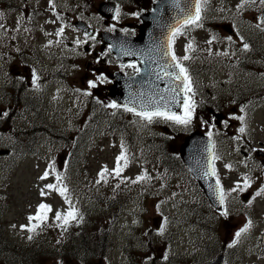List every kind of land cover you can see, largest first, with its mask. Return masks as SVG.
<instances>
[{
	"label": "rangeland",
	"instance_id": "1",
	"mask_svg": "<svg viewBox=\"0 0 264 264\" xmlns=\"http://www.w3.org/2000/svg\"><path fill=\"white\" fill-rule=\"evenodd\" d=\"M91 2L97 4L99 0ZM239 2L240 0H208L204 15L210 27L204 24L202 28H194L189 35L180 36L178 42L182 54H186L185 47L191 42L194 50L187 54L194 56V60L204 58L213 65L212 69L200 75L202 79H199V85L203 89L204 97L206 94L210 95L218 100L219 104L227 105V136L222 142L219 155L221 159L217 160L216 169L223 183L228 208L240 209L239 214H229L225 218L220 211L213 212L208 209V216L215 219L208 223L211 225L210 230L202 229L198 225L199 216L194 211L201 195L193 186L189 190L176 189L174 184L186 183V179L180 178L179 174L163 176L157 171L158 166L153 163L154 157L149 143L147 144V137L161 130L162 125L169 126L171 123L162 124L161 121L148 124L140 117L128 113L123 115L118 109L106 107L112 103L106 96L97 94L93 99H89L80 92L74 93V87H70L61 95L48 94L46 103L50 120L69 131L72 137L69 148L59 140L55 142L44 138L29 156H18L15 161L0 165V226L3 227V235L13 240V243H26L32 233L22 230L21 226L29 225L28 217L36 214L40 203H47L52 206L53 211L48 214L47 223L33 232H42V236L32 238V241L37 240L35 243H43L46 251L52 248L58 238L63 239L66 233L71 236L91 232L100 234L99 231L117 219L111 228L113 246L107 256L93 252L89 254L93 257L91 259L77 258L78 254H82L81 246L76 254L59 256L51 249L46 252L40 264H134L137 262V253H140L142 261L148 254H152L155 263L169 264V261L184 264L181 261L199 248L198 241L203 237L209 236L210 241L215 238L216 242L221 241L228 247L235 232L251 219V230L244 234L234 247L228 249V264H264V255L261 253L264 245V195L253 199L255 192L264 186V167L261 161L245 159L242 152L237 151L241 145H245L249 147L252 155H255L252 149L259 147L260 142L264 143V96L252 99V109L250 108L248 113L247 108H244L243 112L240 110L244 105L226 99L230 88L239 83L244 85L245 89L252 85L264 90V57H253L252 52L246 55L240 47L243 43L240 37L249 35L264 51V31L255 27L257 14L260 12L251 8L237 12L236 5ZM6 16L14 20L15 14L11 11ZM226 22L234 23L240 32L231 42L226 39L228 35L220 27ZM213 35L218 39L208 44L207 41ZM68 36L70 43L82 41L80 33L70 26ZM224 52L228 55H218ZM77 77L81 78L79 75ZM77 87L83 89L79 85ZM84 88L91 90L93 94L94 88H89L88 85ZM260 93L264 94V91ZM225 101L228 104L224 103ZM115 113L120 119L116 122L117 128L108 126L112 117L110 114ZM233 116H244L245 121L232 119ZM124 122L128 124L127 128L122 125ZM193 122L203 124L200 118H194ZM242 126H246L244 134L238 131ZM236 136L240 139H233ZM181 137L182 135L179 139ZM122 141L130 163L121 177L128 188L120 184L119 188L116 185H100L97 183L98 173L104 166H107L109 171L116 166V157L121 152ZM67 153L73 154V158L65 156ZM53 161L62 170L63 183L69 190L72 203L83 215V221L79 224L72 223L67 231L58 227L59 222L54 219L56 211L67 210L68 205L64 203V199L55 192L46 196L40 195L45 184L55 183L53 175L47 180L40 179L48 169L49 163ZM226 164L232 165L231 170L225 167ZM145 172L152 177L151 180L131 183ZM245 175L253 180L252 186L246 190L252 192L249 199L252 200L251 206L241 199L242 193L231 191L237 182L243 184ZM98 186L100 190L95 189ZM92 189L102 192V196L92 195ZM188 201L192 205H189ZM161 225L165 227L162 236L157 235ZM145 232L149 233L147 237ZM151 245L153 250L149 251ZM165 253L168 255L167 262L162 259ZM198 253L203 254L201 251ZM0 264H20V260L1 255L0 252Z\"/></svg>",
	"mask_w": 264,
	"mask_h": 264
},
{
	"label": "snow or ice",
	"instance_id": "2",
	"mask_svg": "<svg viewBox=\"0 0 264 264\" xmlns=\"http://www.w3.org/2000/svg\"><path fill=\"white\" fill-rule=\"evenodd\" d=\"M50 5L55 8V3L53 0H49ZM208 4V0H186L185 7H180V0H173L174 7L179 9L180 15L176 19L175 24L170 25L168 27V32L165 37L164 42L162 43V46L155 49V51H158L161 55V58L164 57H170V60L160 66V71L156 73L157 79H163L167 77L169 82V87L164 89L162 92H158L154 96L148 97L147 99L144 98V95L138 94L136 96H130L129 101L123 106L124 110L127 112H132L136 116L140 117L141 120L146 121L148 124H152L155 121H163V122H171L173 125L181 126L184 129H187L193 122L196 108H197V102L195 101L194 97L196 95V92L194 90L193 80L192 77L189 74L188 68L184 65L183 61L189 60L191 57L187 54L190 51H193V43H188L185 47V55L183 57H178L174 51L173 45L178 37L181 35H184L187 30H190L191 28H202L204 26V20H205V11L206 6ZM254 9L258 12H260V15L256 18L257 22L255 24L256 28H259L261 31H264V0H240V2L236 5L237 12H243L246 9ZM120 9L119 7L116 8V15L114 19L120 18ZM134 16H139L140 13L136 12L133 13ZM3 16V13L0 12V17ZM54 22V21H53ZM0 28H3V25L0 24ZM27 30V29H26ZM113 29H109V31H112ZM126 31V30H125ZM64 32V28L61 27L57 32V36H61ZM91 39L95 40V37H90ZM218 39L215 35L212 36L211 39L207 41L208 44H212L214 40ZM226 39L231 42L232 36L226 37ZM241 40H243V37H240ZM60 41H56V43H59ZM49 44H52V41L48 42ZM77 45L84 43V41L77 40L75 42ZM122 48V54L128 55V56H148L151 54L153 49H150L148 53H145L143 51H134L131 49ZM243 50L248 51L249 45L247 43L243 44ZM109 51H111V46L109 47ZM222 55H228L227 52L224 53H218ZM155 62V61H154ZM122 67H129L134 69L136 74L140 73V69L136 66V64H129L124 65ZM171 69V71L169 70ZM39 77L36 75L35 70H33V79L32 83L34 85L37 84V80ZM108 82L107 77L104 75H97L95 77V80H89L88 81V87L89 88H96L97 83L104 84ZM38 87V85H37ZM77 92L80 90L77 89ZM166 93V95H165ZM91 92L85 91L83 95L88 96L91 95ZM98 103L100 101H97ZM133 105L132 107H129L128 105ZM137 105L139 107V110H137ZM176 106H179L181 111H173L172 109ZM106 107H110L113 109H118L121 107V105L117 104L116 102H112ZM242 112L244 111V108L240 109ZM8 116V112L5 111L3 113H0V118H5ZM232 119L239 120L241 122L245 121L244 116H233ZM204 123H208L207 121H204ZM225 126H227V121L224 122ZM214 127V125H213ZM239 133L244 134L246 132V126H242L238 129ZM208 137L210 143L205 146L204 151L208 153V157L204 164L203 169V177H215V187L213 188V191L217 197L218 203L220 205H224L226 201V194L224 192L223 187L221 186L220 178L217 173V169L215 166V161L221 159L220 156H218L215 152V144L211 141L212 132H208ZM235 140H239L240 137L236 136L233 137ZM239 151V149H237ZM252 151H260L264 152V148H261L259 150L252 149ZM249 157H246L248 159ZM130 161L129 157L126 154V148L123 143L121 142V152L116 157V166L109 171L107 166L102 167L100 172L98 173L99 179L97 180V183H100L101 181L107 182V177L109 175H114L115 177H121L122 173L124 172V169L128 167ZM247 166V165H245ZM226 168L230 169L232 168L231 164H226ZM50 175H53L55 178V183H47L44 185V188L41 189L40 195L46 196L50 194V192L58 193L59 196H61L64 199V203L68 205L66 211H56L54 213V219L55 221L59 222L57 224L58 227H61L64 231H67L68 227L72 223L79 224L83 221V215L80 213L79 209L72 203L71 197L69 196V190L67 186L63 183L64 176L62 173L57 172L56 170V164L53 161L51 164H49L48 169L44 171L43 175L40 177L41 180H47ZM152 177L147 175L145 172L142 175H139L136 177L135 180H132L131 183H140V182H146L151 180ZM123 182V181H122ZM253 184V180L250 176L245 175L243 177V184L241 185L240 182L236 183V186L232 188L231 191L233 192H240L243 193L247 189H249ZM119 184L116 185L117 188H119ZM211 187V185H210ZM44 189L49 190L46 192ZM264 195V186H261L258 191L255 192V197H259ZM248 206H251L252 200H248L247 202ZM157 207H159L157 205ZM52 206L47 203H40L37 207L36 214L33 216H29V225H22V230H27L29 233H33L36 231L37 228H39L41 225L46 224L49 216L48 214L52 212ZM223 217L227 218L229 216V212L227 208H224V210L220 213ZM165 223L167 222L166 218H164ZM32 221H36L37 223L32 224ZM15 227V226H14ZM253 227V221L251 219H248V221L244 224L242 228H240L238 231L234 234V239L231 243L228 244V247H234L240 240V238L248 233L251 228ZM165 232V227L161 225L157 231V235L162 236ZM145 237L149 235L148 232L144 233ZM29 240L32 239V236L29 235ZM162 259L164 261L168 260V255L165 253L162 256ZM144 264H155V260L152 254H148L144 258Z\"/></svg>",
	"mask_w": 264,
	"mask_h": 264
},
{
	"label": "flooded vegetation",
	"instance_id": "3",
	"mask_svg": "<svg viewBox=\"0 0 264 264\" xmlns=\"http://www.w3.org/2000/svg\"><path fill=\"white\" fill-rule=\"evenodd\" d=\"M14 1L15 8L21 20L19 26L22 28L19 27L15 35L18 42L16 43L15 51L13 52V79H33V70H35L39 79H65L66 72L69 70L68 44H46L48 43V39L52 36V33L51 30L43 28L42 33L39 36L42 40L35 42V48L33 49L30 45L25 44H33L29 29L22 32V29H24L28 20L36 19L38 15H41L47 10V7L44 5L42 6L41 4L44 2L48 4V1ZM154 1L155 0H126L124 18L118 25L114 19H104V23L107 25V27L104 28L92 25L94 26L95 31L91 37L94 36L95 40L91 38L85 39L86 43L89 41L88 48L83 44V53H78V56L85 55L86 57L84 71L87 70L89 74L85 75V78L95 79L97 75L102 74L107 77V79H112L111 74L116 71L124 73L127 77H133L136 75L134 69L122 66L136 64L140 69L142 59H127L125 62H120L114 57L113 53L109 51V46L102 41L100 33L105 29L107 31H109V29H113V31L119 29L130 37L137 36L140 34L141 26L143 24L141 14L150 10ZM56 4L59 6L58 8L52 7L53 11L51 16L61 20L65 19L69 14L68 10H61V0H56ZM136 12L140 13L138 17L133 15V13ZM59 38H62V35L59 36ZM22 39L24 40L23 44L21 43ZM178 39L179 37L176 39L173 48L176 55L182 57ZM185 66L188 68L189 73L192 72L191 65ZM80 76L83 77L82 73H80ZM192 79H196V76ZM6 108L7 104L0 100V113L6 110Z\"/></svg>",
	"mask_w": 264,
	"mask_h": 264
},
{
	"label": "water",
	"instance_id": "4",
	"mask_svg": "<svg viewBox=\"0 0 264 264\" xmlns=\"http://www.w3.org/2000/svg\"><path fill=\"white\" fill-rule=\"evenodd\" d=\"M186 0H180V7H185ZM109 5L102 4V9L106 10ZM172 12V23L165 24L164 25V31L161 33L163 36H156L157 38V48L162 46V43L165 40V37L168 32V27L170 25L175 24L176 19L180 15L179 9L174 7L173 0H159V2L156 5L155 12ZM227 30H230L229 26H224ZM147 36L145 34H141L139 39L136 41L133 40L130 42L126 37L123 35L117 34L109 39L112 43L113 50L118 54H122V48H127L134 50V43L136 41V44L139 47H142L144 44H146ZM132 44V45H130ZM159 53V52H158ZM125 56V55H123ZM160 63L159 66L162 64L168 62V57L161 58V55L159 53ZM127 81L125 79H117L115 80L114 87L110 91V95L116 99L118 103L126 104L129 101L130 96H136V91L130 89H127ZM138 88L140 89L139 94H143L144 98L147 99L148 97L154 96L158 92H162L164 89L168 88L169 82L167 77L163 79H139L137 82ZM131 92L133 93L131 95ZM166 95V93H165ZM128 106L132 107L133 105L129 104ZM137 110H139V107L137 105ZM173 111H180L179 106H176L172 109ZM210 143L209 138L202 133L196 132L191 134L189 137H187L186 142L181 147V155L183 159L188 164L190 170L198 177L200 180V183L204 186L206 193L210 197L211 202L216 207H222L218 203L217 197L213 191V188L215 187V181L214 177H203V169L205 161L208 157V153L204 151L205 146H207ZM211 185V187H210ZM248 194L244 195V198H248ZM206 264H226L225 263V254L218 255L213 261L208 262Z\"/></svg>",
	"mask_w": 264,
	"mask_h": 264
},
{
	"label": "trees",
	"instance_id": "5",
	"mask_svg": "<svg viewBox=\"0 0 264 264\" xmlns=\"http://www.w3.org/2000/svg\"><path fill=\"white\" fill-rule=\"evenodd\" d=\"M239 86H235L233 88V91H235L234 96L237 98V101H241L243 97L247 96L248 94L252 95L255 93L256 88L253 86H248L247 89H239ZM236 89V90H235ZM100 234L97 232H91V234H81L79 237L76 236V239H69V241H72L71 248L77 244V241H81V247L82 250L86 253V256L89 257V254H93L95 251L98 254H103L104 256V251L106 252L107 248L112 246V238L110 235V227L107 226L105 229L99 231ZM153 245V243H151ZM149 246V251L153 250V246ZM62 246V245H61ZM201 249H203L200 253H195L193 256H191L189 259H185L181 262L184 264H203L205 261L211 259L217 252L219 251H226L228 252L229 247H225L223 243L216 242V241H203L201 243ZM264 253V247L262 249ZM25 262L29 263L32 262V260L36 261V255L33 253H28L26 254ZM137 262L134 264H144V261L141 260L140 253H137ZM180 261V260H178ZM143 262V263H142ZM167 262V261H166ZM169 264H179V263H171L167 262ZM36 264H38V259ZM159 264V263H155Z\"/></svg>",
	"mask_w": 264,
	"mask_h": 264
}]
</instances>
